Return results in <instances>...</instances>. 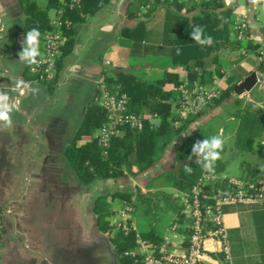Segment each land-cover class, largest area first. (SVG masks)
Segmentation results:
<instances>
[{"label":"crops","instance_id":"0c3cea01","mask_svg":"<svg viewBox=\"0 0 264 264\" xmlns=\"http://www.w3.org/2000/svg\"><path fill=\"white\" fill-rule=\"evenodd\" d=\"M131 1L110 0L77 26L74 48L63 59L57 87L53 93H49L44 85L24 78L26 65L18 57L24 15L17 0H0V89L5 90L16 104L12 115L13 127H0V204L9 196L19 198L14 206L15 232L5 222V232L0 236V264H116L117 256L109 233L97 227V209L107 214L106 220L113 222L109 220V215L115 217V210L127 206L133 215L135 209L115 197L116 193H136L139 200H152L148 194L163 186L160 182L154 187L157 181H164L170 190L179 192L165 180L164 175L177 172L182 162L175 160L176 148L187 139L189 132L192 134L195 131L190 130L192 125L211 120V109L175 135L169 145L159 152L158 160L137 178L127 179L124 173L116 178L83 185L72 175L65 159L69 142L66 138L67 124L78 112L73 101L77 94H81L80 109L91 100L95 84L104 71L127 73L147 82L161 79L165 72L177 74L180 81L187 76L185 67L173 65L168 57L159 53L142 56L130 53L128 41L120 37L122 28H133L139 22L146 21L147 43L142 45L152 46L153 51H158L162 47L160 42L164 22L162 9L148 20L142 17L127 18L126 6ZM179 1L190 6L189 0ZM239 2H235L233 19L248 13L246 39L234 50L216 52L213 55L215 61L208 68L221 73L219 81L226 84L221 89L234 83L233 88L236 87L253 72L263 79L244 95L238 96L232 92L230 98L221 104L223 118L219 135L228 148L233 144L230 141L233 140L235 121L226 114V108L236 99L245 98L264 110V75L258 71L264 62V2L253 4L251 0H243L242 5ZM231 3L232 0H225L227 6ZM53 12L52 16L49 14L50 18L55 16ZM194 13L197 10L189 15ZM248 43L257 46V49H248ZM237 50L241 51L238 60L235 57ZM166 88L170 89V85ZM71 126L68 127L70 131ZM257 142L259 146L255 148L254 145L253 151L249 152L256 157L249 166L244 165L247 153L238 154L224 166L219 176L214 177H221V180L239 179L264 186V159L256 153L264 148V134ZM86 143L87 139L84 138L77 141L78 146ZM22 167L29 175L24 193ZM139 181L142 185L137 183ZM179 193L183 198L184 193ZM114 200L119 207L109 211L104 202L112 203ZM252 209L256 208H228L224 225L228 232H239L243 242L248 244L244 257L256 261L259 255L254 247ZM172 210L174 214L168 222L137 226L138 229L146 231L155 228L163 238L176 218V210L171 205ZM182 216L180 225L185 222ZM178 245L182 246L183 242Z\"/></svg>","mask_w":264,"mask_h":264},{"label":"trees","instance_id":"16d2710c","mask_svg":"<svg viewBox=\"0 0 264 264\" xmlns=\"http://www.w3.org/2000/svg\"><path fill=\"white\" fill-rule=\"evenodd\" d=\"M17 2L24 15L21 30L22 42L25 32L38 28L41 33V55L44 37L53 30L49 12L55 11V15L62 23L60 30L65 40L60 47L59 56L53 63L54 76L47 78L46 75L41 77L38 74H32L28 66L23 73L25 79L44 85L49 93H53L57 87L58 73L62 68L63 59L74 48L77 26L106 6L110 0H46L44 8L39 7L36 0H17ZM235 2L236 0H232V3L227 6L225 0H189L188 7L186 3L179 0H132L127 4L125 11L126 17L130 19L142 17L148 20L159 9L164 10L160 42L162 47L158 48V51H153L154 47L142 45L144 42L147 43L146 21L139 22L133 28H122L120 37L128 41L132 55L159 53L168 57L173 65L185 67L188 79L207 83L205 77L212 75L208 67L215 61L213 55L221 50H234L241 45V42L234 41L230 37ZM195 10L197 13L189 15ZM197 25L204 28L206 36L213 38L214 43L211 47H201L191 39L190 33ZM247 48L255 51L257 46L248 43ZM258 71L264 75V62L258 67ZM179 84V76L173 73L165 72L161 79L147 82L127 73L104 71L95 84L93 98L78 112L75 110L77 129L65 149L67 166L77 182L87 185L97 180L116 178L124 173L132 177L139 176L158 160L159 152L169 145L175 135L205 112L204 109L210 104L220 106L230 98L235 83L221 89L219 96L205 106L197 116L183 120L172 110L174 89ZM167 85H170V89L166 88ZM103 91L109 94H125L128 99V112L143 118L142 129L124 128L120 135L110 138L107 146H103L98 137L99 128L107 122L108 118L106 110L100 105ZM225 112L235 121L233 144L230 148L224 144L222 159L216 162L214 173L204 172L198 167L195 157L191 162L186 159L191 154L192 145L201 140L196 131H193L176 148L175 160L182 164L177 172L167 173L164 178L179 192L189 193L205 174L219 176L224 166L235 155L252 152L255 143L264 134V110L256 104L245 98L236 99ZM175 122L179 125L176 126ZM82 138L87 139V143L78 146L77 141ZM256 153L264 159V148ZM185 164L193 168L191 174L184 171ZM227 182L226 179L218 178L214 184V192L225 193L228 189ZM114 196L127 202L132 209L135 208L132 193H116ZM181 213L180 205L176 208V218L171 225L181 222L183 217ZM250 213L255 234L254 247L258 251L259 259L252 261L244 257L248 244L243 242L237 230H232L228 232V237L233 264H264V209H252ZM96 215L98 229L109 233L117 256L116 264H140L138 255L125 254L137 247L136 232L125 233L117 228L115 222L106 220L107 214L100 209H97ZM136 230L138 236L154 248L158 247L162 240L155 228L146 231ZM4 232L5 223L2 221L0 236ZM186 245L184 242L183 246Z\"/></svg>","mask_w":264,"mask_h":264},{"label":"built area","instance_id":"2783aa9c","mask_svg":"<svg viewBox=\"0 0 264 264\" xmlns=\"http://www.w3.org/2000/svg\"><path fill=\"white\" fill-rule=\"evenodd\" d=\"M50 23L53 30L44 37L42 55L38 58L40 63L34 66V70L29 68L30 73L41 77L46 75L47 78L54 76L53 63L59 56L60 47L65 40L60 30L62 23L58 16L55 15ZM248 27V13L239 15L232 21L230 37L234 41L243 42ZM219 94L217 86L206 87L200 80L192 81L185 76L174 89L172 110L181 120L197 116ZM127 101L125 94L102 92L100 105L108 116L107 122L98 130V137L103 146L108 145L112 136L120 135L124 128L142 129L143 118L128 112ZM175 125L179 123L175 122ZM22 173L24 193L29 175L24 170ZM216 180L214 176H203L189 193L183 195L181 212L185 217L184 224L173 223L156 248L138 236L131 210L123 209L115 223L116 227L125 233L136 232L138 239L137 247L125 254L138 255L140 264H233L224 216L231 207L264 209V186L239 179H228V189L225 193L214 192ZM17 202L18 197L9 196L0 204V232L2 221L7 222L11 231L15 232L14 206ZM177 242H186L187 245L180 246Z\"/></svg>","mask_w":264,"mask_h":264},{"label":"rangeland","instance_id":"374dc122","mask_svg":"<svg viewBox=\"0 0 264 264\" xmlns=\"http://www.w3.org/2000/svg\"><path fill=\"white\" fill-rule=\"evenodd\" d=\"M229 1V0H228ZM243 0H240L239 4L242 5ZM37 5L41 8H44L46 5V0H36ZM49 14L52 16L54 14L53 10H51L49 12ZM53 19V18H51ZM243 44V43H242ZM239 55H241V51L236 52L235 57L238 60L239 59ZM221 73L219 72H212V75H210L208 78L205 77L207 79V83H204L206 87H211V86H217L219 88V90L221 91V86H225V83H222L219 81V79L221 78ZM205 81V80H204ZM209 81V82H208ZM75 97V96H74ZM81 100V94L80 96L77 94L75 101H73L75 110L78 111L79 107H80V102ZM211 109L212 110V114L210 115L212 118L209 122L204 123V122H199L200 124H194L191 126L190 130L192 128H195V131L198 133V137L201 139L204 138H208L211 137L213 135H219V133L221 131H219L221 129V120L223 117H221V105L220 106H214L212 104H210L206 109H204L205 111ZM69 112V111H68ZM72 112H74V110L72 109ZM230 142H233V140L231 139ZM259 146V142H257L255 144V148H257ZM245 162L244 165L247 167L250 165V163L256 158L254 154L252 153H247L245 156ZM24 170V167H22L21 171ZM127 179H134L137 177H132L129 176L128 174H126ZM23 176V175H22ZM203 176H209L208 174H205ZM140 182V181H139ZM138 184L142 185L141 182ZM162 183L163 186L160 190H156L154 193H149L148 195L152 198V200H146L145 202L143 200H139L138 199V195L136 193L133 194V199L132 202L135 205V209L134 211V216H133V221L135 224L136 229H138V227H142V226H149L151 225V223H157V224H161L163 222H168V220L171 218V216L174 214V211H171V205L175 208L180 207V203L182 202V196L180 195L179 192L175 191V190H170V187H166L164 183V181H157L153 184L154 187H156L159 183ZM27 184V183H26ZM24 188V186H22V189ZM124 201V200H123ZM104 204L106 205L105 207H107V209L109 211H113L115 209H117V207H119V204L117 203V201H113L112 203L110 202H104ZM126 207H123L119 210H115L114 211V216L112 217V215H109V220L112 219L113 222H117L119 220V214L121 213V211ZM138 226V227H137Z\"/></svg>","mask_w":264,"mask_h":264},{"label":"clouds","instance_id":"9594fccd","mask_svg":"<svg viewBox=\"0 0 264 264\" xmlns=\"http://www.w3.org/2000/svg\"><path fill=\"white\" fill-rule=\"evenodd\" d=\"M253 4L260 3L261 0H251ZM191 39L201 47H211L214 40L211 36H206L202 26H194L191 33ZM41 33L38 28H32L25 32L24 40L21 44V51L18 53L19 61L33 68L38 66L40 61L38 57L41 56ZM178 54H179V50ZM16 104L9 94L0 89V127H13L12 115L14 113ZM195 130V128L191 129ZM190 135V132H189ZM224 147V140L220 135H213L203 140L196 141L191 148V154L186 159L191 162L195 157V163L204 172L214 173L216 162L222 159L221 153ZM184 171L188 174L193 172V168L189 164L184 165Z\"/></svg>","mask_w":264,"mask_h":264},{"label":"water","instance_id":"95a60500","mask_svg":"<svg viewBox=\"0 0 264 264\" xmlns=\"http://www.w3.org/2000/svg\"><path fill=\"white\" fill-rule=\"evenodd\" d=\"M262 76L253 72L246 77L241 83L233 88V92L240 96L250 92L258 81H262Z\"/></svg>","mask_w":264,"mask_h":264},{"label":"flooded vegetation","instance_id":"af4514ba","mask_svg":"<svg viewBox=\"0 0 264 264\" xmlns=\"http://www.w3.org/2000/svg\"><path fill=\"white\" fill-rule=\"evenodd\" d=\"M70 126H71V131L68 128ZM76 129H77V118L76 117H73L71 119V121H69L68 124H67V133H66L67 140H70L73 137Z\"/></svg>","mask_w":264,"mask_h":264}]
</instances>
